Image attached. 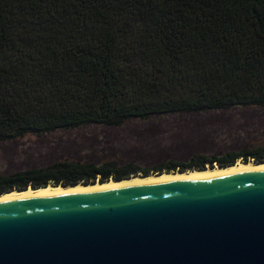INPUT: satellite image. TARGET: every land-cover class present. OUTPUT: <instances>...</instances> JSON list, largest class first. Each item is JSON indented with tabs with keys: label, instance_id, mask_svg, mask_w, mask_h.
Instances as JSON below:
<instances>
[{
	"label": "trees",
	"instance_id": "1",
	"mask_svg": "<svg viewBox=\"0 0 264 264\" xmlns=\"http://www.w3.org/2000/svg\"><path fill=\"white\" fill-rule=\"evenodd\" d=\"M239 107H264V0H0V143ZM136 175L61 162L0 177V195Z\"/></svg>",
	"mask_w": 264,
	"mask_h": 264
},
{
	"label": "water",
	"instance_id": "2",
	"mask_svg": "<svg viewBox=\"0 0 264 264\" xmlns=\"http://www.w3.org/2000/svg\"><path fill=\"white\" fill-rule=\"evenodd\" d=\"M0 264H264V167L0 198Z\"/></svg>",
	"mask_w": 264,
	"mask_h": 264
},
{
	"label": "rangeland",
	"instance_id": "3",
	"mask_svg": "<svg viewBox=\"0 0 264 264\" xmlns=\"http://www.w3.org/2000/svg\"><path fill=\"white\" fill-rule=\"evenodd\" d=\"M256 150L264 153V107L181 112L128 120L119 127L85 125L1 142L0 177L43 170L61 162L106 166L121 174L138 175L187 165L206 169L211 168L209 160ZM216 166L213 162L212 167ZM21 184L15 180L10 186Z\"/></svg>",
	"mask_w": 264,
	"mask_h": 264
},
{
	"label": "bare ground",
	"instance_id": "4",
	"mask_svg": "<svg viewBox=\"0 0 264 264\" xmlns=\"http://www.w3.org/2000/svg\"><path fill=\"white\" fill-rule=\"evenodd\" d=\"M264 167V163L254 164L251 161L242 162L238 160L232 166L225 167V168H206L203 170H191L186 172H170V173H162L159 175H147L146 177H141L139 175L131 178L122 179L120 181L114 182L113 180H108L103 184L94 183L84 185V184H77L72 187H62L60 185H47L45 187H40L38 189L32 190L31 188H27L21 192L17 190H12L10 192L4 193L0 195V198L7 197L10 195H17V194H53V193H73V192H81V191H89V190H98V189H106V188H113V187H121V186H128V185H135V184H143V183H150V182H158V181H165V180H172V179H179L185 177H194V176H215V175H228V174H235V173H242L258 168Z\"/></svg>",
	"mask_w": 264,
	"mask_h": 264
}]
</instances>
